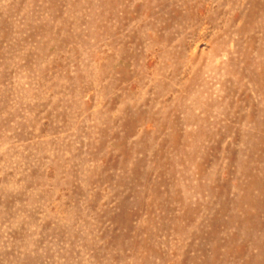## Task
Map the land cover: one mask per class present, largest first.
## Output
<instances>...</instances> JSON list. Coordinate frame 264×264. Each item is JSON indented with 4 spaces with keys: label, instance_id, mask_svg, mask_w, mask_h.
I'll return each mask as SVG.
<instances>
[{
    "label": "rangeland",
    "instance_id": "374dc122",
    "mask_svg": "<svg viewBox=\"0 0 264 264\" xmlns=\"http://www.w3.org/2000/svg\"><path fill=\"white\" fill-rule=\"evenodd\" d=\"M0 264H264V0H0Z\"/></svg>",
    "mask_w": 264,
    "mask_h": 264
}]
</instances>
